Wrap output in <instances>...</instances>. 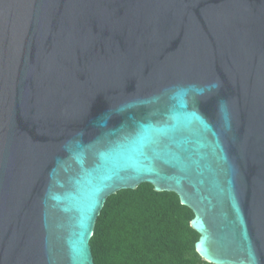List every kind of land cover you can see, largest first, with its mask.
I'll list each match as a JSON object with an SVG mask.
<instances>
[{"label":"water","instance_id":"water-1","mask_svg":"<svg viewBox=\"0 0 264 264\" xmlns=\"http://www.w3.org/2000/svg\"><path fill=\"white\" fill-rule=\"evenodd\" d=\"M142 183L206 263L264 264V0H0V264H94Z\"/></svg>","mask_w":264,"mask_h":264},{"label":"trees","instance_id":"trees-1","mask_svg":"<svg viewBox=\"0 0 264 264\" xmlns=\"http://www.w3.org/2000/svg\"><path fill=\"white\" fill-rule=\"evenodd\" d=\"M193 214L147 183L106 198L89 240L94 264H208L195 252Z\"/></svg>","mask_w":264,"mask_h":264}]
</instances>
